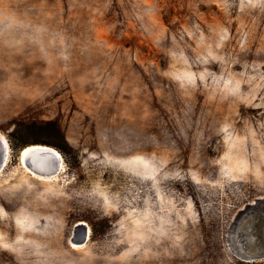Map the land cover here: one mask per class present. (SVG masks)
Wrapping results in <instances>:
<instances>
[{
    "label": "rangeland",
    "instance_id": "rangeland-1",
    "mask_svg": "<svg viewBox=\"0 0 264 264\" xmlns=\"http://www.w3.org/2000/svg\"><path fill=\"white\" fill-rule=\"evenodd\" d=\"M0 136V264H264V0H0Z\"/></svg>",
    "mask_w": 264,
    "mask_h": 264
},
{
    "label": "bare ground",
    "instance_id": "bare-ground-1",
    "mask_svg": "<svg viewBox=\"0 0 264 264\" xmlns=\"http://www.w3.org/2000/svg\"><path fill=\"white\" fill-rule=\"evenodd\" d=\"M9 145L4 136H0V173L5 169L9 157ZM21 165L34 177L51 180L61 174L64 164L60 154L50 146H27L20 152ZM82 226L83 224H78ZM89 236V231H88ZM72 239V238H71ZM75 245H78L75 243Z\"/></svg>",
    "mask_w": 264,
    "mask_h": 264
},
{
    "label": "water",
    "instance_id": "water-1",
    "mask_svg": "<svg viewBox=\"0 0 264 264\" xmlns=\"http://www.w3.org/2000/svg\"><path fill=\"white\" fill-rule=\"evenodd\" d=\"M247 215H252L243 233V246L240 258L246 262H257L264 260V200H257L254 206L248 208ZM246 215V216H247ZM88 240V231L75 240L78 245ZM245 246L249 249L246 250Z\"/></svg>",
    "mask_w": 264,
    "mask_h": 264
},
{
    "label": "trees",
    "instance_id": "trees-1",
    "mask_svg": "<svg viewBox=\"0 0 264 264\" xmlns=\"http://www.w3.org/2000/svg\"><path fill=\"white\" fill-rule=\"evenodd\" d=\"M37 143H43V144H48L47 142H43V141H36ZM34 177V176H33ZM37 178V177H35ZM37 179H40V178H37ZM40 180H46V179H40Z\"/></svg>",
    "mask_w": 264,
    "mask_h": 264
}]
</instances>
